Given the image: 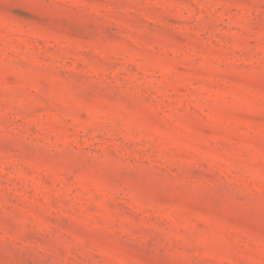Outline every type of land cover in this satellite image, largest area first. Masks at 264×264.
Segmentation results:
<instances>
[{
    "label": "rangeland",
    "instance_id": "rangeland-1",
    "mask_svg": "<svg viewBox=\"0 0 264 264\" xmlns=\"http://www.w3.org/2000/svg\"><path fill=\"white\" fill-rule=\"evenodd\" d=\"M0 264H264V0H0Z\"/></svg>",
    "mask_w": 264,
    "mask_h": 264
}]
</instances>
